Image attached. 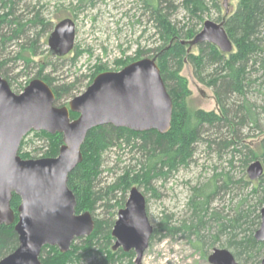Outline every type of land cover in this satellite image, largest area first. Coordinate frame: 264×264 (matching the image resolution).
Masks as SVG:
<instances>
[{"label":"trees","instance_id":"obj_1","mask_svg":"<svg viewBox=\"0 0 264 264\" xmlns=\"http://www.w3.org/2000/svg\"><path fill=\"white\" fill-rule=\"evenodd\" d=\"M86 1L89 0H83V2ZM237 1L238 6L234 14L229 17L226 15L223 19L226 33L234 45L233 52L225 54L215 45L204 43L198 45L199 54L196 55L192 52L195 46L189 51V42L201 29L198 31L178 29L163 9L165 0H145L146 10L151 11L163 42L162 46L156 50V56L151 59H155L159 66L173 101L171 129L166 134H160L157 131L137 133L111 125L92 129L82 146L83 161L68 179V187L77 200V214L90 212L94 215L98 202L103 199L101 193L95 190L96 182L101 175L102 156L111 149H121L123 145L130 147L132 151L137 150L140 154L137 162L140 167H133L132 170L126 171L115 184L108 188L106 195H114L117 191L123 193L121 201L116 202L114 207L108 205L110 210L115 207L124 208L126 193L133 187L149 188L153 181L166 179L179 167L188 165L193 159L195 146L202 141L201 130L206 126L227 127L228 135L219 143L216 140L210 141L209 146L218 145L228 150L232 148L235 156H242L239 162L243 171L256 160H260L264 165V130H261V135L254 145L248 141L249 135L243 134L246 128L259 130L263 127L264 0ZM19 3L20 0H0L1 42L16 39L20 41L22 37H25L24 39L29 43L20 46L21 51L17 58L30 64L33 62L31 55L36 56L38 52L40 36L50 32L51 24L42 20L39 11L32 20L23 22L21 18L15 16V9ZM182 5L193 18L201 23L204 22L203 16L210 11L209 7L219 9L217 0H183ZM32 29L36 32L32 33ZM79 56L78 53L73 61H76ZM4 64L6 63L0 62V76L7 81L3 72ZM187 64L192 65L201 83L213 89L217 112L195 111L189 107L188 99L192 93L188 87V80L181 75ZM125 66L127 63L123 64V68ZM43 70L42 67L38 78L51 87L56 97L55 106L61 107V99L71 95L77 86L74 84L54 87L53 80L42 75ZM103 71L98 69L91 75L89 84L91 85ZM206 73L208 74L203 77ZM251 90H256L261 103L248 97ZM78 117V114L71 113L73 120ZM32 133L48 140L49 148L41 158L58 156L63 145L61 134L51 135L46 132L30 134ZM25 139L22 141L19 155L23 159H36L30 153L23 151ZM230 166L234 167L233 159ZM219 181L222 182L221 185H218ZM250 185H252L250 193L242 196L230 212L225 214L222 210L210 208L211 199L220 191L227 193L233 186L246 189ZM20 204L21 199L14 195L11 207L15 212L16 222ZM190 205L194 210L191 221L188 224L184 223L176 230L183 232V235L188 238L195 237L196 248L205 246L207 243L214 246L224 239L225 246L233 250L231 253L239 263L260 264L264 259V242H258L255 239V233L261 225L260 211L264 207V175L255 182H249L246 180L245 173L244 177L238 181H235L229 172L216 174L209 185L195 189ZM114 214H111L109 219H94L95 229L92 235L77 239L68 253H61L57 247L45 246L40 255L41 263L79 264L92 257H101V262L104 264H117L124 258L132 261L134 252L124 253L121 249L113 250ZM164 226L169 234L174 232L168 228L167 221L164 222ZM155 233L157 231H154L153 236ZM18 246L19 238L15 231V224L3 225L0 228V260L13 253Z\"/></svg>","mask_w":264,"mask_h":264},{"label":"water","instance_id":"obj_2","mask_svg":"<svg viewBox=\"0 0 264 264\" xmlns=\"http://www.w3.org/2000/svg\"><path fill=\"white\" fill-rule=\"evenodd\" d=\"M75 34L71 21L58 23L48 39L51 54H69ZM204 43L215 45L225 54L234 50L223 22L206 21L189 42V51ZM55 101L53 90L41 79L31 81L16 94L0 76V228L15 224L19 238L18 248L0 264H42L40 255L45 246L57 247L65 254L77 239L92 235L93 215L76 213L77 200L68 187L69 175L83 161L82 146L92 129L111 125L137 133L166 134L172 125L173 101L155 59L99 74L68 106L56 107ZM71 113L79 117L73 120ZM31 132L61 134L63 145L58 156L23 159L20 147ZM247 174L251 182L259 180L264 175L263 163H251ZM14 195L21 199L17 222L11 207ZM146 205L143 193L133 187L112 231L113 250L134 252L135 264H141L154 234ZM260 214L255 239L264 242V207ZM208 260L211 264H240L227 249H214Z\"/></svg>","mask_w":264,"mask_h":264},{"label":"rangeland","instance_id":"obj_3","mask_svg":"<svg viewBox=\"0 0 264 264\" xmlns=\"http://www.w3.org/2000/svg\"><path fill=\"white\" fill-rule=\"evenodd\" d=\"M217 1L219 9L209 7L210 11L203 16L202 23L193 18L183 7V0H165L163 9L178 29L198 31L203 28L206 21L221 24L226 15L229 17L234 14L238 6L237 0ZM207 2L211 5L209 1ZM38 11L42 20L52 24V29L64 19L74 20L77 36L73 52L62 57L51 54L48 46L50 33H45L39 38L36 56L30 57L33 62L28 64L17 58L21 51L20 46L29 43L24 39L25 37H22L20 41L16 39L2 43L0 36V62L6 63L3 72L12 91L16 94H21L31 81L39 79L38 73L42 67L44 69L42 75L52 79L54 87L75 84L77 86L75 91L61 99V107L68 106L71 100L86 92L91 86L89 84L91 75L98 69L104 70L101 73L117 72L125 63L128 65L139 60L151 59L156 56V50L163 44L151 11L146 10L145 0H89L86 2L83 0H20L19 6L15 9V16L26 22L32 20ZM35 32L36 30L32 29V33ZM141 52L142 54L139 55L138 53ZM192 52L199 54L198 45ZM78 53L80 56L73 61ZM207 74H203V77ZM181 75L188 80V87L192 93L188 99L191 110L217 112L213 89L198 80L192 65L187 64ZM248 97L261 103L256 90H251ZM262 123L263 127L259 130L250 128L243 130V134L249 135L248 141L251 145L257 143L261 130H264V115ZM201 133L202 141L195 146L193 159L188 165L179 167L166 179L153 181L149 188L136 186L146 198L149 222L154 231H157L151 238L141 264H211L208 258L214 249H227L233 252L225 246L224 239L214 246L207 243L205 246L196 248L195 237L188 238L183 235V232L176 230L192 219L194 210L190 203L195 189L209 185L216 174L229 172L234 180L238 181L244 177L245 173L246 180L251 182L247 174L248 167L245 171L241 168L239 161L242 156H235L232 148L228 150L218 145L209 146L210 141L216 140L219 143L228 135L227 127L206 126L202 128ZM48 148L49 143L45 137L32 133L25 139L23 151L30 153L33 158L40 159ZM139 158L140 154L137 150L132 151L126 145H123L121 149H111L102 156L101 175L96 182L95 190L101 193L103 199L98 202L97 210L93 215L94 219H109L110 215L115 213L114 221H117L121 209L115 207L110 210L108 205L114 207L116 202L121 201L123 193L120 191L115 192L114 195H106V193L108 188L115 184L126 171L132 170L133 167H140L137 163ZM232 159L233 168L230 166ZM221 184L222 182L219 181L218 185ZM250 188L252 185L246 189L233 186L230 192L220 191L211 199L210 208L222 210L226 214L235 208L242 196L250 193ZM130 191L126 193L125 205ZM165 221L168 222V228L174 231L173 235L169 234L165 228ZM114 244L113 240L112 246ZM135 259L136 255L132 261L124 258L117 264H135ZM79 264H104V262H101V257H92Z\"/></svg>","mask_w":264,"mask_h":264},{"label":"flooded vegetation","instance_id":"obj_4","mask_svg":"<svg viewBox=\"0 0 264 264\" xmlns=\"http://www.w3.org/2000/svg\"><path fill=\"white\" fill-rule=\"evenodd\" d=\"M65 20L71 21V22L75 25V33H76V34H75V41H76V36H77V26H76V23H75L74 20H72V19H64V20H62V21H65ZM62 21H61V22H62ZM59 23H60V22H59ZM51 26H52V24H51ZM55 27H56V26H55ZM55 27H54V28H55ZM53 30H54V29H52V27H51V30H50V32H49L50 35H51V33L53 32ZM50 35H49V37H50ZM49 37H48V39H49ZM74 46H75V45H74ZM73 50H74V48H73ZM73 50H72L71 52H73ZM71 52H70V53H71ZM50 53H51V51H50ZM70 53H69V54H70ZM69 54H67V55H69ZM122 69H123V68H122ZM122 69H121V70H122ZM119 71H120V70H119ZM111 72H112V71H111ZM117 72H118V71H117Z\"/></svg>","mask_w":264,"mask_h":264}]
</instances>
